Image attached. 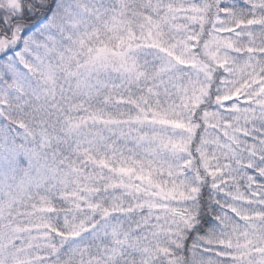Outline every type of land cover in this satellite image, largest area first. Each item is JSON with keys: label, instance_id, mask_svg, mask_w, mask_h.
Listing matches in <instances>:
<instances>
[{"label": "snow or ice", "instance_id": "snow-or-ice-1", "mask_svg": "<svg viewBox=\"0 0 264 264\" xmlns=\"http://www.w3.org/2000/svg\"><path fill=\"white\" fill-rule=\"evenodd\" d=\"M0 264H264V0H0Z\"/></svg>", "mask_w": 264, "mask_h": 264}]
</instances>
